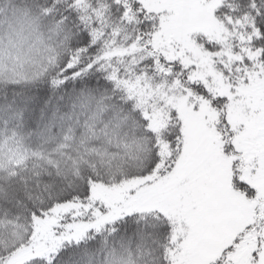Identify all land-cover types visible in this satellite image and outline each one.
Instances as JSON below:
<instances>
[{"label": "snow or ice", "instance_id": "snow-or-ice-1", "mask_svg": "<svg viewBox=\"0 0 264 264\" xmlns=\"http://www.w3.org/2000/svg\"><path fill=\"white\" fill-rule=\"evenodd\" d=\"M0 264H264V0H0Z\"/></svg>", "mask_w": 264, "mask_h": 264}]
</instances>
